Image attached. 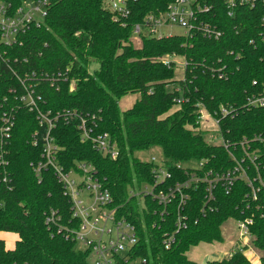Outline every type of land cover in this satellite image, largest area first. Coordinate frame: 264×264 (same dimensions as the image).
<instances>
[{"label":"trees","instance_id":"obj_1","mask_svg":"<svg viewBox=\"0 0 264 264\" xmlns=\"http://www.w3.org/2000/svg\"><path fill=\"white\" fill-rule=\"evenodd\" d=\"M12 8L24 0H0ZM46 15L38 26L29 25L11 46L0 43V126L3 114L13 116L10 137L0 143V234L16 237L12 249L0 238V264H90L88 252L76 248L64 228L74 226L70 205L62 186L50 169L39 175L32 165L41 160V135L37 112L29 110L11 90H20L12 70L67 72V81L51 87L42 82L37 90L38 111H76L90 125L94 116L97 132H106L116 142V160L104 158L90 143L81 142L79 119L58 122L52 132L59 163L70 168L75 162H90L109 189L119 217L135 226L138 243L133 257L146 264H196L186 253L199 244L221 243V226L229 219L250 220L251 244L262 253L264 264V108L244 107L245 97L264 84V17L262 0L254 6L237 5L227 15L224 0H212V9L202 20L222 32L218 39L200 32L190 36H142L141 46H132L133 25L144 17L162 12L174 0H137L130 4L124 25L112 19L107 0H46ZM209 2V0H207ZM211 2V0H210ZM184 60V75L175 80L174 63ZM97 67L91 71V66ZM225 66L227 78L218 80L210 72ZM74 90L70 92V81ZM255 81L257 86H252ZM139 98L125 111L119 101L129 95ZM177 100H183L177 104ZM233 106L237 114L221 117L219 134L237 144L246 139L247 153L239 147L229 150L208 144L199 129L198 110L209 113ZM38 132L37 144L32 136ZM159 147L170 177L161 185L166 190L188 181L191 174H221L236 166L229 152L242 161L249 182L237 178L229 191L222 185L212 189L214 200L206 198L207 185L191 184L182 210L185 228L178 232L175 202L161 206L149 196H131L143 185L153 184L154 165L134 157L136 152ZM196 162L199 169L183 167ZM177 165L183 167L178 169ZM195 170L196 173H190ZM250 183V184H249ZM253 193L255 194L253 196ZM54 210L58 224L48 227L46 214ZM58 227H61L58 229ZM174 236L169 249L163 240ZM241 249L207 264H251Z\"/></svg>","mask_w":264,"mask_h":264},{"label":"built area","instance_id":"obj_2","mask_svg":"<svg viewBox=\"0 0 264 264\" xmlns=\"http://www.w3.org/2000/svg\"><path fill=\"white\" fill-rule=\"evenodd\" d=\"M137 0H107L106 9L111 13L112 19L124 25L125 20L130 16V4ZM227 9V15L233 14V9L237 5L254 6L256 0H224ZM264 7V0L261 1ZM46 0H24L23 4L17 8H12L4 1H0V43L11 46L15 44L20 34L26 32L31 24L38 26L40 21L46 15ZM212 0H174L170 2L164 11L153 13L143 18V20L133 25L132 35L137 38L142 36L159 35L157 38L164 37L159 34L160 30L166 26H178L184 30L183 36H190L200 32L206 38L218 39L222 32L217 30L214 25L208 24L202 20L201 15L207 14L212 9ZM261 25L264 27V17L261 18ZM172 36V35H168ZM167 36V37H168ZM166 37V36H165ZM1 54V53H0ZM1 56V55H0ZM176 57L166 58L165 65H171ZM225 66L210 71L218 80L227 78ZM67 70L65 72H27L22 75L12 70L13 75L18 79L19 91L11 90L15 97L28 107L29 110L36 111L37 119L40 125H44L45 129L41 135L42 152L41 160L32 165L33 171L39 175L42 170L50 169L59 184L62 186L63 196L67 198L70 205L71 220L74 224L72 228H64L69 238L74 241L76 248L88 252V260L90 264H146V260L140 257H133L132 251L138 243L135 226L130 223L127 218L119 217L118 210L113 206V199L109 189L104 184V180L98 175L95 166L90 162H75L70 168H65L59 163L58 154L60 147L57 145L52 134L58 122L69 121L73 118L79 119L77 126L80 133L81 142H88L92 148L102 155L104 158L116 160L119 156V149L116 142L106 132H97L94 116L92 123L87 124V119L82 117L76 111L73 112H57L55 114H42L38 111L37 101L41 100V95L38 93L37 87L40 83L46 82L51 87L58 85V82L67 81ZM75 81H70V92L74 90ZM252 86H257L255 81ZM183 100H177V104ZM244 107L248 109L264 108V84L259 86L254 93L245 97ZM202 113H207L209 118L217 125V133L220 138L219 143L213 146H220L226 150L232 147H239L245 156L250 158L247 153V145L249 142L242 139L237 144L229 143L219 134V122L221 117L237 114L236 108L233 106H223L218 111L209 113L205 108L198 110V120L200 122ZM13 127V116L11 114H3L2 124L0 126V143L10 137V131ZM38 132L33 134V145H36ZM254 140L264 141L261 138ZM209 144V143H208ZM211 145V144H210ZM229 156L236 161V166L225 173L221 174H205L201 178L191 174L188 181L177 184L166 190L160 189L166 179L170 177L166 169L163 159L157 160L150 158L147 163L154 165L152 170L153 184L143 185L140 190H131L130 195L140 197L142 195L149 196L159 206L163 207V212L171 202L177 204L175 229L178 232L181 228H185V216L182 210L188 200V195L185 192L191 184L204 182L207 187L208 200H214L212 189L218 184L222 185L226 191H229L233 182L237 178L245 179L249 182L245 170L242 168L241 160L232 152ZM177 168L183 169L177 165ZM192 168V167H191ZM200 165H195L192 169H199ZM196 173L195 170H192ZM250 184V183H249ZM255 194L253 193V196ZM141 198V197H140ZM60 218L57 212L50 210L45 217V224L48 227L58 224ZM251 225L250 220L236 221V233L239 238L250 237L248 227ZM61 227H58V229ZM174 242V236L170 235L163 240L164 249H169ZM247 242V240H246ZM228 254L227 256H229Z\"/></svg>","mask_w":264,"mask_h":264},{"label":"rangeland","instance_id":"obj_3","mask_svg":"<svg viewBox=\"0 0 264 264\" xmlns=\"http://www.w3.org/2000/svg\"><path fill=\"white\" fill-rule=\"evenodd\" d=\"M184 33V30L179 28L178 26L172 25V26H166L163 27L159 34H162L163 36L168 35H182ZM159 35H155V37H158ZM141 39L137 38L135 35H132L131 41L132 46L134 48H139L141 46ZM174 62V68H175V74L174 78L175 80H181L184 75V60L183 58L176 57L173 60ZM97 67L96 64H93L91 66V71ZM139 98L138 94H129L125 97H123L119 101V108L121 111H125L128 109L137 99ZM200 131L202 132L204 140L211 144V145H217L219 143V136L217 133V125L214 121H212L207 113H202V117L200 120ZM134 157L142 162H147L150 158L154 157L157 160L163 158V153L159 147H153L146 151L142 152H136L134 154ZM197 165L196 162L191 161L187 163H183V167H192ZM221 233H222V242L221 243H214V244H199L196 247L190 248V250L187 252L186 256L193 260L196 264H207L208 261L212 260H221L224 257H226L228 254L233 252L235 249H241L245 241H250V237L245 238H239L238 234L236 233V221L234 219H229L223 225L221 226ZM5 242L7 244H12L13 238L10 236H7L4 238ZM240 244L237 248L236 246ZM246 255L249 259V261L252 264H260L259 257L262 255L260 251H258L256 248H254L251 243L248 246V250L246 252Z\"/></svg>","mask_w":264,"mask_h":264},{"label":"crops","instance_id":"obj_4","mask_svg":"<svg viewBox=\"0 0 264 264\" xmlns=\"http://www.w3.org/2000/svg\"><path fill=\"white\" fill-rule=\"evenodd\" d=\"M131 107V106H130ZM129 107V108H130ZM222 234V233H221ZM7 236H10V237H12L13 238V241H12V244H7L6 242H5V240H4V238H6ZM0 238L1 239H3L4 240V242H5V245H6V247L8 248V249H12L13 248V244H14V242H15V239H16V237L14 236V235H11V234H0ZM251 241H252V239H250V241H248V243L245 241V243L243 244V246H242V248L243 247H245V250L243 251V254L245 255V257L248 259V257H247V255H246V252H247V250H248V246H249V244L251 243ZM203 244V243H202ZM214 244V243H213ZM240 244H238L237 246H236V248L239 246ZM252 245V244H251ZM253 246V245H252ZM187 254V253H186ZM262 256V255H261ZM261 256L259 257V261H260V258H261ZM188 258V257H187ZM189 259V258H188ZM190 260V259H189ZM249 260V259H248ZM190 261H192V262H194L193 260H190ZM212 261H214V260H212ZM195 263V262H194ZM251 263V262H250ZM252 264V263H251ZM258 264H259V262H258ZM260 264H261V262H260Z\"/></svg>","mask_w":264,"mask_h":264}]
</instances>
